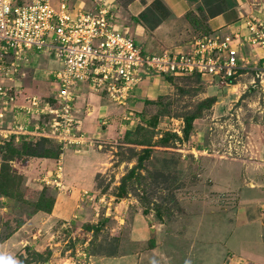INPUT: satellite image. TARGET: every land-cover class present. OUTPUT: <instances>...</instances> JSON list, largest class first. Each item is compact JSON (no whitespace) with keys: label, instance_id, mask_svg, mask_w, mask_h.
<instances>
[{"label":"rangeland","instance_id":"obj_1","mask_svg":"<svg viewBox=\"0 0 264 264\" xmlns=\"http://www.w3.org/2000/svg\"><path fill=\"white\" fill-rule=\"evenodd\" d=\"M62 1L69 6L81 1L83 10L96 6L94 0H49L54 8ZM201 1L161 0L170 15L156 28L134 19L145 6H156L153 0H115L112 6L121 29L145 53L159 54L163 48L185 49L206 34L193 26V17L201 15L196 9ZM185 12L191 13L185 17ZM261 21L264 24V17ZM237 24L216 31L229 33ZM256 46L239 48L247 62L236 73L233 87L232 82L225 84L211 75L165 79L157 74L136 87L142 88V94L134 105L136 100L128 99L117 104L104 92L85 90L83 83L85 89L71 108L73 117L82 122L84 143L64 148V169L69 166V152L78 150L79 154L84 145L99 143L87 136L100 135L95 116L101 106L120 112V128H134L142 118L144 122L161 111L154 128L153 139H157L166 129L181 135V115L194 110L204 98L215 97L211 108H203L193 121L187 139L153 146L143 166L137 168L140 175L127 180L124 197L115 198L114 192L121 175L136 162L130 147L140 146L125 141L123 132L114 141L101 142L113 156L106 161L109 165H102L103 172L96 173V188L82 192L79 205L73 201L61 208L54 205L55 197L61 190L65 195L71 192L65 172L57 171L52 156H28L20 144L13 150L4 146L0 183L4 186L5 159L9 171L5 170L3 179L13 195L8 198L0 192V264H264L242 253L247 248L258 250V245L263 248L259 231L264 225V76L261 83L257 76L261 52ZM25 54L29 59L22 64L29 73L23 82L25 96L45 98L53 88L44 76L61 68V63L51 52L33 48ZM22 99L17 98V104L24 103ZM86 104L95 109L92 115L84 112ZM122 116L139 118L130 123ZM1 140L0 148L7 142ZM46 199L52 205L49 210ZM36 203L43 207L36 210ZM61 211L64 216L57 218L55 213ZM100 219L103 223L98 230L89 227Z\"/></svg>","mask_w":264,"mask_h":264},{"label":"built area","instance_id":"obj_2","mask_svg":"<svg viewBox=\"0 0 264 264\" xmlns=\"http://www.w3.org/2000/svg\"><path fill=\"white\" fill-rule=\"evenodd\" d=\"M94 1L93 10H83L64 1L54 8L49 0L22 4L0 0V81L5 80L0 82V140L44 135L62 148L84 143L71 108L79 83L105 92L117 104H124L143 80L157 74L201 73L227 83L247 62L239 50L244 44L261 50L257 76L262 83L264 24L257 17L245 20L242 28L249 32L214 31L196 37L185 49L164 48L150 54L116 23L113 0ZM33 48L51 52L61 63L54 73L53 91L45 98L25 96L21 87L19 76L26 74L22 64L29 62L25 50ZM19 97L24 103L17 104ZM61 157L60 153L56 159L60 172Z\"/></svg>","mask_w":264,"mask_h":264},{"label":"trees","instance_id":"obj_3","mask_svg":"<svg viewBox=\"0 0 264 264\" xmlns=\"http://www.w3.org/2000/svg\"><path fill=\"white\" fill-rule=\"evenodd\" d=\"M115 1V0H113ZM153 3L156 4L153 8L150 6H145L143 10L140 11L138 16H136L134 19L137 22H140L144 24L146 27L156 28L158 24L162 23L163 19L168 17L170 15V11L168 8L161 2V0H153ZM201 4L196 7V9L201 12L200 16L193 17L194 24L193 26H199L201 32L210 34L213 33L210 31L206 21L208 20L209 16L213 17L219 13H222L224 10L227 9L228 5H230V2L228 0H202L200 2ZM160 10V13H156V10ZM191 12H185V17H188ZM203 18V19H202ZM235 74L233 77L228 78L231 82H233L236 78ZM187 77V76H193L196 79H204L205 74L201 73H192V74H163V78H169V77ZM215 97H206L203 100H201L192 111H187L183 115H181V118L183 120V126L181 127V135L178 134L176 131H170V130H164L161 132L160 137L157 139H153L155 136V130L156 124L158 122V115L162 113L160 111L156 112L154 115H152L149 119L144 120L142 118V122L136 124L134 128H127L124 131V140L128 143L139 145L140 148L137 149L135 147H130L133 155H135L136 162L133 163L125 173H123L120 177L119 184L117 185L116 191L114 192L115 198H121L124 197L127 192V180L131 177H138L140 175L139 172H137V168H141L143 166V162L146 158L150 156L151 151L153 150V146L155 144L161 145V144H167L171 139L181 141L183 139H187L190 133V130L193 127V121L196 118H199L201 116V112L203 108H211V104L215 102ZM141 119V118H140ZM20 144V146L23 147V152L28 154V156H52L54 161L55 158L57 159L60 156V153L63 157V150L60 146V143L58 144L55 139L48 137V136H42L39 135L38 137H34V135H21L19 141L13 140V138H9L7 142H5L0 150L5 146L9 149H14L17 145ZM168 145V144H167ZM61 157V158H62ZM6 162V160L4 159ZM4 162V170L2 171V181L4 186L0 183V192L5 195L6 197L10 198L13 194L11 191H7L5 181L3 179V176H5V170H8V166ZM63 168V167H62ZM4 174V175H3ZM163 175V173H162ZM165 175V174H164ZM11 176V175H9ZM45 189V187H43ZM13 190V189H12ZM54 201V198H52L51 203ZM46 203L48 204V199H46ZM52 205L49 204L46 207L47 210L51 208ZM43 206H41L39 203H36V210L41 209ZM159 212V211H158ZM103 223V219H100L98 222L93 223L89 225L90 228H93V230H98ZM88 224V223H87ZM86 224V225H87ZM88 226V225H87Z\"/></svg>","mask_w":264,"mask_h":264},{"label":"crops","instance_id":"obj_4","mask_svg":"<svg viewBox=\"0 0 264 264\" xmlns=\"http://www.w3.org/2000/svg\"><path fill=\"white\" fill-rule=\"evenodd\" d=\"M28 1L13 0V2L15 4H22V3H25ZM228 1L230 2V5H228L226 10H224L222 13H219L213 17L209 16L206 23H207L210 31L214 32V31H216V29L220 30L222 27L229 28L233 24H236V23H238V24H237V26L232 28V31L233 30L242 31L243 30L242 26H244V22L248 18V17H242L243 15L252 16L255 14V15H258L259 17H261V20H262V17H264V0H254V1L252 0L253 2H251V0H228ZM77 3L78 4H73V5H70V6L68 5V6L70 8L81 9L80 8L81 7L80 5H82L81 1L80 2L77 1ZM239 17H241V18H239ZM257 50H258V52H261V50L259 48ZM257 50H253V51L257 52ZM241 53H243V51H241ZM261 55L262 54L260 53V56ZM242 68H245V67H241L240 69H242ZM238 70H237V72H238ZM25 71H26L25 76H19L20 79L22 80V82H21L22 88H23L24 79H26V77L29 75L26 68H25ZM55 72H56V70L55 71L53 70L50 75L44 76L46 80L48 79V81H51V84H50L51 86L53 85ZM209 78H211V77L209 76ZM0 79H2V78L0 77ZM211 79L214 80V78H211ZM2 81H5V80H2ZM228 82H230V84H231L230 80H227V83ZM227 83H225V84H227ZM50 85H49V88H50ZM230 86L233 87L234 83L232 82V84ZM78 88H79V91L77 90L76 96H77V94H79L80 91L83 92V90L85 89L83 86V82L78 84L77 89ZM85 90L94 91V90H91L88 87V85L86 86ZM140 90L142 91V88ZM23 91L25 92V94L27 93L24 90V88H23ZM141 91H139V88L133 90L130 93V96H129L130 98L128 97L129 102H133L136 100V102H134V105H137L138 104L137 98L140 99V95L142 94ZM101 92H103V91H101ZM49 94H50V92L47 95H49ZM33 95H35V94H33ZM76 96H75V100H76ZM75 100H74V102H75ZM127 105H128V103H127ZM82 108H84V112L86 113V115H92L94 113V110H95L92 108V105H89V104H86V106L84 105ZM106 110H108V112L110 114L109 116H108V113H106L107 112ZM119 113L120 112H117L115 109H113L110 106L99 107V109L96 113L97 116H95V119H96V127L101 129L100 135L99 136L94 135L93 138H91V136H87L88 138L92 139L94 142H99V143L94 144L92 147H91V145H87V144L84 146L81 145V146H83L82 148L85 150H84V152L79 153V154H78V152H79L78 150H75L74 152L73 151L69 152V156L67 157V159H69L68 160L69 166L66 169L62 168V172H65V180L64 181L66 182L65 183L66 186L69 187V191L71 192V194L65 195L64 190H61V192H59L57 194V197H55V202H54L55 206H58L60 208H61V206L67 207V206H69L70 202L73 203V201L75 202L74 205H79L80 200L83 199V195H84V193H82V192H86L87 190H91L92 187H93V189L96 188V184H95L96 173L99 172L98 174H100L101 172H103V166L102 165L104 163L105 164L108 163V165H109L110 163L106 162V161L111 160V157L113 156L112 154L109 155L106 152V150H104L101 147L102 146L101 142H106V141L110 142L112 140L113 141L116 140L117 137H115V136H119L120 134H123L124 130H126L128 128L127 126H125V128H120V126H119V124H120L119 119L120 118L118 115ZM138 118L139 117L137 116L136 120H134L135 118L130 119L129 116H122V119H129L130 123H133V121H137ZM127 122L128 121H125L126 125H127ZM129 122H128V124H130ZM79 123H80V125H79L80 129H81V127H82L81 120H79ZM124 125L125 124H123V126ZM112 137L113 138L115 137V138L112 139ZM71 145H74V144H71ZM86 151L88 153L92 154V156L90 154H89L90 156H86L87 155ZM99 152H103V153H99ZM84 155L88 158L86 159L84 157ZM84 163H85V165H84ZM77 178L85 179V182L83 184L81 182L79 183ZM78 200H79V202H78ZM51 211L54 212L52 209H51ZM62 213L64 214L63 211H61V213L56 212L55 214H57V215H55V216H57V218H59V217L62 218V216H64ZM259 237H260V241H261L260 243H261L263 248H260L258 245V250H256V249L252 250L250 248H247V249H242V253L251 254L252 256H254V258H257V259L260 258L261 261H264V252H262V256H260V254H259L261 249L264 250V246H263V244H264V239H263V237H264V225H262V227L259 231Z\"/></svg>","mask_w":264,"mask_h":264}]
</instances>
